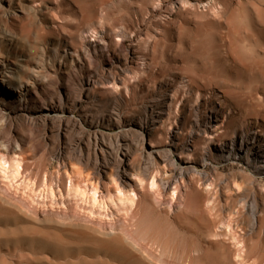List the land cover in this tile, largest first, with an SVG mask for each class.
Wrapping results in <instances>:
<instances>
[{
  "label": "rangeland",
  "instance_id": "374dc122",
  "mask_svg": "<svg viewBox=\"0 0 264 264\" xmlns=\"http://www.w3.org/2000/svg\"><path fill=\"white\" fill-rule=\"evenodd\" d=\"M49 1L42 0L41 2L48 5ZM53 1L57 5L54 7L56 9H51L55 10L52 14L54 15L53 18L57 19H55L56 23L63 25L64 30L73 28L72 30L77 33L80 28L84 30L99 28L97 30L102 32L99 34L106 35L109 47L111 49L113 47L111 53L114 55L113 52L117 53L118 51L121 56H124V53H120L121 46L118 45L120 43L122 45V41L115 37V31H131L130 33L135 32V34L141 32L142 35H149L150 38L146 36V40L144 35L142 39L136 40L140 45L134 42L135 48L137 45L142 47L143 40L147 41L150 46L145 52L147 54L150 51L148 64L145 65L146 74L150 75L151 72V75L157 74L159 77L161 75L160 78L163 76L167 81H170L172 87H179V85H175L176 82L173 79L176 77V80L179 78L177 82L184 81L188 85L187 80L181 81L182 72L185 74L183 77H192V81L196 80H194L195 84L199 85L201 94L204 92L203 96L206 100L204 101L203 96L200 95L190 102L182 101L187 99L189 95L187 94L188 96L185 95V97L183 91H180L182 93L180 96L183 97L180 99L182 104L180 102L177 104L179 107L176 106L177 112L175 111V113L177 114L175 115L177 116L175 117H179L178 121L181 122L183 118L186 119L185 121L182 120L183 130L187 132H183L184 139L188 138V133L192 127L196 128V117H203L205 111L211 108L214 101L216 105L223 101L224 103H221L223 104L222 109L228 110V115L235 117L233 120H231L232 117L230 120H223L226 121L225 124L228 122L231 124L232 121H235L230 127L229 124L226 125V134L229 133L226 138L231 136L230 133L233 132L231 130L237 128V130H242L251 126L257 131L264 132V0ZM61 3L65 6L62 13L57 9ZM3 11L6 12V10ZM1 12L0 9V15ZM50 13L44 12L51 18ZM39 19L45 18L40 17ZM101 19L103 24L99 23ZM37 24H41L42 28L45 27L40 34L41 36L37 37L35 34L34 37L31 35L32 52H34L33 44L39 48V51L44 46L49 47L51 43L49 35L55 34L52 30L47 29L43 22L38 21ZM130 33H128L129 35L126 33V39L130 40L129 42L126 40L127 46L135 37V34ZM60 35L63 39H69L66 35ZM55 36L53 35V37ZM84 39L86 41L95 40L94 37L92 39L90 32L84 35ZM77 40L74 47L78 45L77 49H80L83 40L80 37ZM37 41L39 42L37 43ZM77 42L81 44H77ZM139 47L136 48L137 50L135 49V52L142 53V49ZM53 48L52 46L49 47L51 52L55 50ZM116 48L117 51H115ZM116 55L118 57V53ZM40 56L39 58H37L38 55L36 56L38 62H41ZM129 66L135 68L136 65L130 64ZM178 73L179 76H176ZM141 75L145 74L141 73L137 77L145 81L144 86L146 84L145 90H147V87L152 84L145 80V76ZM133 81L134 79H132L131 84ZM110 86L107 85L108 88L112 87ZM107 87L104 88L107 89ZM185 90L187 91V88ZM147 93L148 91L143 94V97L140 96L145 99L143 102L139 98V102L137 100L139 104L132 102L126 106L129 110L125 108L127 116L138 114L137 105L146 103L150 98L148 96L152 95L151 92ZM208 95L212 98H208ZM215 95L222 96V99ZM224 96L226 99L223 98ZM184 104L189 106L184 107ZM102 107L101 111H110L106 106ZM227 107L229 108L227 109ZM184 108L185 114H183ZM193 108H195L193 110L194 117H191L192 111L190 109ZM218 108L220 107L218 106ZM203 110L205 111L203 112ZM180 111L182 112L180 113ZM220 127H224V124ZM25 132L23 134L28 136L29 133L26 130ZM119 132L117 130L110 133L118 134ZM14 136L18 137V135ZM206 147L207 145L202 142L199 150L202 151ZM27 148L22 153L26 160L22 163L21 177L6 179L0 175V206L5 205V209L0 207L1 212L5 213L0 212V264H264V176H252L251 171L248 170H244L245 173L238 172L237 168H233L229 164H224V167L223 164L221 166L216 165L206 169L210 181L199 178L183 179L185 181L178 179L179 183L177 182L176 187L172 186L167 192L168 194L162 193V195L158 189L152 190L157 187L151 188V183L154 177L158 181L157 179L164 177L165 173L168 175L170 166H164L165 164L161 163L158 165L148 163L150 161H144L140 156V150H135L133 161L145 170H141L140 173L138 171L139 174L142 173L140 176L144 177L147 172L149 173L146 174L147 180L150 182L149 189L139 192L138 206H135L132 214L125 210L118 212L112 209L107 210V212L102 210L101 214L97 211H100V208L92 209L94 207L92 201L94 185L92 188L91 183L94 180V174L91 169L86 168L87 171H84L83 166L75 165L79 167L78 170L83 169L80 174V170H75L77 168L72 167V164L66 163L67 165H64L59 162L49 149L41 147L40 151L37 152L36 149ZM0 154L2 155L1 151ZM8 157L10 159L11 154ZM175 158L178 159L179 155H176ZM111 169L113 168L111 167ZM65 170L74 174H72V178H75H73L75 182L71 179L73 186L78 184L79 188L81 186V189H86L85 191L90 194H84L87 198L84 195L82 197V194L76 197L74 191L68 193L70 181ZM89 170H91L92 175H88ZM158 175L161 177L159 176V178ZM62 178L63 180H61ZM236 179L239 184L244 183L245 186L256 191L257 195L245 196L234 193L231 195L227 188L231 184L234 185ZM136 180L137 178L134 177V181ZM105 181L103 180L102 183L104 184ZM103 184L101 186L103 188L98 194L100 200H106L104 194L106 191L108 192L106 189L108 182L105 183L106 186ZM211 185L214 186L210 188ZM205 186H207L208 191L204 190ZM220 188L224 189L225 192ZM50 189L54 190V194L49 191ZM59 189L62 191L60 192ZM105 189L106 191H104ZM216 191L219 193L216 194ZM102 192L104 193L102 194ZM222 192L223 194H221ZM5 202L7 204L10 202L12 205L6 206ZM13 204L14 208H11ZM16 205L18 209H16ZM7 207H10L11 210H7ZM12 209L19 212L15 213L16 210L13 211ZM5 210L11 211V215ZM109 212L110 216L107 215ZM12 213H15L17 217L14 218L15 215ZM95 217L99 218L96 219ZM98 228L103 232H99ZM77 230L85 232L83 233L85 238H83L84 235H81L82 232ZM86 232L93 235L90 239L87 238L88 240L86 239L88 235ZM105 232H110V234H105ZM113 232L114 234H112ZM94 234L100 238L103 237L105 240L103 238L98 239L99 237H96V240ZM105 236L110 239V241L107 240L109 244L112 245L111 241L114 239L113 242L117 240L121 244L123 243L122 246L126 245V251L128 246L139 254L133 252L134 254L127 256L124 252L120 255L118 251L120 243H115L118 250H107L111 245L107 248L108 243H103L108 239ZM53 237H55V241ZM43 238H47V240ZM59 238L62 244L56 241ZM95 240L97 242L100 240V243ZM63 243L68 245L60 247V245H64ZM102 246L107 249L105 247L102 249ZM100 247L101 249H98ZM123 249L121 250L123 251ZM136 255L138 258H143L141 263ZM133 257H136L138 262Z\"/></svg>",
  "mask_w": 264,
  "mask_h": 264
},
{
  "label": "bare ground",
  "instance_id": "6f19581e",
  "mask_svg": "<svg viewBox=\"0 0 264 264\" xmlns=\"http://www.w3.org/2000/svg\"><path fill=\"white\" fill-rule=\"evenodd\" d=\"M41 1L0 0V9L2 11V14L0 15V151L2 153V155L0 154V175L6 179L10 177H21V171L23 169L22 163L26 160L22 156L24 149L30 147L36 149L38 152L41 147H44L43 149H49L51 154L64 165H67L66 163H69L70 165L72 164V167L74 166L77 168L75 170H78L79 168L75 165H80L84 167V171L86 168L93 171L94 180L92 178L93 182L91 183V186L93 188L94 185V188L92 189L94 191V193H92V201L94 202L92 203L94 204V207H91L92 209L100 208V211H97L101 214L102 210L103 212L104 210L107 212L109 209L118 212L125 210L132 214L135 210V206H138L137 201L139 198V192L149 189L150 182L147 180V170L144 177L140 176L142 174H139L140 171L144 169H141L142 166L133 161L135 150H140V156L144 161H150L148 163H155L157 165L158 163H161L165 164L164 166H170L168 175L165 173L164 177L157 179L158 181H156V178L154 177V180L151 183V188L157 187L152 190L158 189V192L161 194L167 193L172 186L175 188V185L179 183L178 179L183 180L191 178L192 180L194 178H199L208 181L209 179L206 169L210 167L212 168L216 165L221 166L223 164L224 167V164H229L233 168H237L238 172L242 173L244 170H248L251 171L250 174L252 176H264V132L257 131L253 127L251 128V126L248 129L243 128L242 130H237V128L231 130L233 131L232 134L230 133L231 136L226 138L229 134H226V125L229 124L228 126L230 127L235 121H232L231 124L229 122L225 124L226 121L224 122L223 120H230L232 116L228 115V110L226 111L222 109L223 104L221 103L223 101H220L219 99H216L220 101L218 105H216L214 101L209 110H203V112L205 111L203 117H196V128L192 127L191 130L189 129V136L187 135L188 138L184 139V133L187 132H184L183 130L184 124L182 120L184 119L185 121L186 119L183 118L180 122L178 121L179 117H175L177 116L175 115L177 114L175 113L177 110L176 106L179 107L177 104H180V99L183 98L180 94L183 93L184 96L188 94V98L185 100L183 99L182 101L190 102V100L197 96H203L204 92L201 94L199 85H197V83L195 84V79V81H192V77H183L184 72H182V78H180L181 81L184 79L187 80L188 85L185 84L184 81L177 82L179 79L176 80L177 77L173 78L176 82L175 85L177 84L179 87L177 85V87H172L170 81H167L163 76L160 78L161 75L160 77L157 76V74L151 75V72V76L148 75V73L146 74L145 70L147 68L145 65L147 60H149L148 55L150 54L148 53H150V51L147 54L145 53L146 50L148 51L149 46L145 40L149 35L147 36L146 34H143L145 40H143V43L140 42L142 43V47L137 45V47L142 49V53H137L135 52L137 47L135 48L134 42H137V39H142L143 35L140 32L141 30L139 31L140 34L132 32L133 35L135 34V37L133 36L134 39L132 38L129 46L125 44L127 40L126 33L128 34L131 31H115V37H118V39L120 38L122 41V45L121 43H118V46H121L120 53H124V56L119 55V52L117 51V48L119 47H117L115 51H117L118 57H116V52H113L115 53L114 55L111 53L113 47L112 49L109 47L107 40L108 37L106 35H100L99 33L101 31L99 32V30H97L99 28L91 30L80 28L77 33L72 30L73 28L71 30L65 29V31L62 27L63 25L56 23L57 19L55 17L53 18L54 15L52 14L55 10L51 9L55 7V1H49L51 6L46 3L45 5ZM61 4L58 5L59 8L57 9L62 13L65 6ZM3 10H6V12ZM69 10L71 11L70 7ZM50 11L52 12L50 13ZM44 12H47V14L50 13L51 18H49L47 14L45 15ZM40 17L45 19L40 20ZM38 21L43 22L44 25L47 26V29L55 32V34L51 33L54 36L56 35L55 37H53V35L50 37L51 34L48 33L50 34L49 41L51 42L49 47L52 46V48H55L53 52H51V48L49 49L47 46H44V48L41 46L43 49L41 48L39 51V48H36L34 44L33 46L35 48H32L34 52L31 50V35L34 36L37 34L36 36L38 37L45 27L42 28L41 24L38 25ZM99 23L103 24L102 19ZM62 29L64 32L61 31ZM113 29L115 30V27ZM89 32L92 33V39L94 37L95 40L86 41V39H84V35ZM60 34L66 35L69 39L61 38ZM79 37L82 38L83 43L81 47L79 45L80 49H77L78 45L74 47V44ZM82 40H80V42H82ZM38 42L39 41H37V43ZM80 42H77V44ZM137 44H139V42H137ZM37 55V58L41 55V62H38L39 60L37 61ZM130 64H134L137 67H130ZM141 73H144L145 75L141 76H145L146 79H144L152 84H150L151 86L147 85V90H145L146 84L144 86L145 81L141 78L138 79L137 77ZM176 76H179V73ZM132 79H134L133 84H131ZM107 85L108 87L110 85L112 87L110 86L111 88H108ZM104 87H107V89ZM185 88H187V91ZM146 91H148V93L151 92L152 94L151 96H148L150 97L149 100L146 99V103L137 105L139 110L138 114L136 113L137 115L127 116L125 108L126 110L128 109L126 106L130 105L132 102H137V100L139 102V98L143 97V94L146 93ZM180 91L183 92L181 93ZM218 96L220 97V95ZM207 97L210 98L209 95ZM223 98H225V96ZM141 99L143 102L144 98ZM203 99L204 101L206 100L204 96ZM196 101L198 100L196 99ZM205 103L207 104V102ZM188 104L190 105V103ZM186 105L184 104V107ZM102 106H106L110 111L102 110V112ZM218 106L220 108H218ZM229 107H227V109ZM194 109L195 108L192 110L190 109V111H192V115H190L191 117L194 115ZM76 112H78V115H76ZM181 112L182 111H180V113ZM185 113L186 110L184 108L183 114ZM233 117L231 120H233ZM223 124L224 127H220ZM25 130L29 133L28 136L23 134L26 133ZM117 130L120 131L118 134L110 133ZM14 135H18V137L16 138ZM202 142L205 143L207 147L200 151L199 147ZM9 154H11L10 159L8 157ZM176 155H179L178 159L175 158ZM63 167L65 168V166ZM111 167L113 169H111ZM68 170H65L70 181V185L68 184V193L70 194L74 191L76 192V197L79 196V194H82V197L84 194H88V192L85 191L86 189H81V186L79 188L78 184H76L78 185L77 187H75L76 185L73 186L72 181L75 178H72L73 173H69ZM81 170L83 171V169ZM91 170H89L90 173L88 175L92 173ZM160 175H158V177ZM2 176L1 178H3ZM134 177L137 178L136 181H134ZM61 180H63V178ZM103 180H106L109 185L105 184L107 183L105 181L104 184L108 187L106 188L108 189V192L106 189L104 190L106 191L104 194L106 200L102 197L101 199L103 200H100L98 197L100 189L103 188L101 187ZM218 184L220 185V183ZM234 185L231 184L227 188L231 195L232 193L236 195L243 194L245 196L257 195L256 191L251 190L245 186L244 183L239 184L238 180L234 181ZM212 186L214 185H211L210 188ZM218 186H216V189H218ZM206 187L207 186H205L204 190L208 191ZM49 191L54 194V190L50 189ZM113 191L114 193H112ZM222 191H224V189ZM103 193L104 192H102V194ZM107 193L108 196H106ZM218 193L216 191V194ZM221 194H223V192ZM85 198L87 197L85 196ZM4 204L7 203L5 202ZM8 204H10V202ZM8 204L6 206H9ZM4 206H2V208ZM11 208H14V204ZM3 209H5V207ZM16 209H18V206ZM16 209L12 210L14 211ZM7 210H11L10 207H7ZM7 210H5V212H10L9 215H11V211ZM89 211L92 212V210ZM14 212L18 213L19 211L16 210ZM15 213L12 214L15 215ZM109 214L110 212L107 215L110 216ZM6 215L9 216L8 214ZM15 217L17 216L15 215L14 218ZM100 230L99 232H103ZM77 231L80 232L79 230ZM81 232V235H84L83 233L85 232ZM107 233L110 234V232ZM107 233L105 232V234ZM74 234L75 232L73 235ZM112 234H114V232ZM69 235L72 234L69 233ZM86 235L88 236H86V239H90L93 236L87 232ZM94 236L95 238L99 237L98 239L103 238H100V236L95 234ZM47 238L43 239L47 240ZM53 238L55 241V237ZM56 238L58 237L56 236ZM83 238H85V235ZM94 239L92 241H94ZM48 240L51 242L50 239ZM51 240L53 239L51 238ZM107 240L110 241L108 238L105 242H101H107L109 244V241ZM56 241H59L60 244H62L60 238L59 240L56 239ZM98 241L99 242H96L100 243V240ZM113 241H111V243H113L112 245L106 243L107 248L110 245L113 246L112 248L110 246V248L107 249L105 246H102V249H119L118 251L120 255L126 252L127 256L129 254L138 253L131 248H128V246L126 251L125 244V246H122L123 243L121 244L120 241ZM115 243H120L121 246L118 245V248ZM66 245L68 244L60 245V247ZM98 249H101V247ZM121 249H123V251ZM137 256L138 255H136V257ZM136 257L133 258L135 260L140 259L139 262L143 259L140 257H137L136 259Z\"/></svg>",
  "mask_w": 264,
  "mask_h": 264
}]
</instances>
